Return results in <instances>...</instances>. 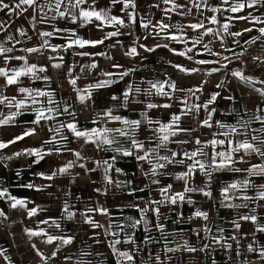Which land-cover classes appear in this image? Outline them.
Listing matches in <instances>:
<instances>
[{"label":"crops","instance_id":"crops-1","mask_svg":"<svg viewBox=\"0 0 264 264\" xmlns=\"http://www.w3.org/2000/svg\"><path fill=\"white\" fill-rule=\"evenodd\" d=\"M17 2L4 0L10 8ZM37 3L43 12L27 5L22 6L27 9L23 12L0 11L3 25L0 47L12 49L0 54V68L12 75L14 71L36 66L35 76L22 75L12 85L0 76V99L4 100L0 103V142L8 144L0 148V190L7 193L0 197L3 213L0 215V252L3 253L0 264H45L37 249L48 258L47 264H117L118 261L120 264H264L260 256L264 251V232L258 231L264 227V202H257L258 194L264 191V173L259 168L251 171L254 165L264 166V157L254 152L245 154L241 149L232 152L233 160L226 162L225 167L212 164L216 153L231 152L245 140L257 144L253 136L264 139V123L256 119L258 115L264 116V112L258 111L264 109V96L256 91L264 90V36L258 31L264 28V23L252 22L253 18L264 20V0L235 13L229 11L233 0L228 3L223 0H171L169 3L135 0L136 8L129 7L126 11H122V4H113L112 0H88L81 7L87 9L92 5L97 10H110V15L124 19L125 24H129L128 12H135L136 22L129 27L102 28L96 26L99 22L95 20L82 27L79 20L72 23L68 16L61 18L60 11L79 16L80 9H73L69 0H63L59 10L55 9V0H37ZM213 16L218 23L211 22ZM239 16L249 19H237ZM141 21L149 23V27L145 29ZM158 22L170 27L161 31ZM201 23L204 27L197 30L188 27ZM224 24L228 25L227 32ZM117 28L120 34L104 39L102 44L83 48L74 45L65 51L69 39H75L71 36L73 31L85 40L94 41ZM245 28L252 31L244 32ZM209 29L208 34L202 35ZM19 30L26 35H20ZM43 32L52 35L41 36ZM237 32L242 35H230ZM171 36L178 40L170 39ZM253 38L258 39L248 43ZM33 48L38 51H26ZM132 48L136 54H126ZM145 48L155 50L145 51ZM189 48L191 52L187 51ZM180 52L185 55H179ZM200 60L207 63H197ZM54 64L62 66L55 68ZM93 64L95 68L91 67ZM178 65L186 71H180ZM41 67L45 71H39ZM125 71L128 75L120 77L119 73ZM108 72L117 75L102 74ZM235 72L253 82L234 76ZM71 80L76 84H71ZM105 80L113 82L89 88ZM153 84H162L169 96L157 93ZM172 84L177 91L172 90ZM130 87L132 92L125 103L124 93ZM20 88L28 91L22 93ZM135 88L141 91L136 93ZM41 92L47 95H39ZM78 92L86 97L83 103ZM213 95L217 98L207 110L200 107L198 112L193 109L182 116L180 127L191 131L180 132L170 137L171 142L158 147V137L163 134L157 121L167 124L173 114H180L193 105H204ZM20 101L24 106L17 108ZM148 103L171 107L148 109ZM39 112L51 119L34 123ZM109 112L111 116L107 115ZM112 117H121V120ZM124 119L141 123L133 132L131 125L122 123ZM206 119L211 127L202 126ZM5 120L8 122L2 123ZM149 120L153 123L149 124ZM69 123L81 132L107 129L106 135L114 143L99 146L85 143L84 138L76 137L67 128ZM116 129H124L128 134L121 136ZM29 130H34V134L8 143ZM133 139L143 149H136ZM196 139L201 141L200 145L195 143ZM213 139L223 144L212 146ZM201 148L207 155L196 159L211 165L208 169L211 177L197 166L191 176L178 179L192 164L183 154ZM33 149L42 156L39 162L28 151ZM124 151L133 154L124 156ZM145 153L151 164L148 159L136 158ZM172 153H177L173 163L158 159V156L171 159ZM181 160L184 162L180 163ZM219 162L220 158L216 157V163ZM69 163L72 167L66 172L58 171ZM154 164H165V167L156 168V175H152ZM54 172L56 175L47 179ZM106 176L111 183L106 181ZM234 183L238 187L230 188ZM186 186L197 191L185 193ZM226 188L228 191L224 193ZM199 189L210 192L211 196L203 195ZM177 193L185 194L184 201L172 204L166 199ZM245 196L250 199H244ZM8 197L22 200L25 206L12 208L14 201ZM65 205L74 213L72 219L67 218ZM101 208L107 210V215L100 213ZM157 208L159 215L154 211ZM29 210H35L31 217ZM197 211L206 212L208 218L197 216ZM243 216H255L256 223L241 219ZM86 217L101 227H93L86 222ZM136 221L139 223L133 227ZM26 229L74 239L69 245H62L59 239L49 244L44 242L46 236H29ZM116 240L120 243L115 244L114 253L111 245ZM186 243L197 250L187 251ZM249 245L253 251H249ZM120 252H128L133 259L126 260Z\"/></svg>","mask_w":264,"mask_h":264},{"label":"snow or ice","instance_id":"snow-or-ice-1","mask_svg":"<svg viewBox=\"0 0 264 264\" xmlns=\"http://www.w3.org/2000/svg\"><path fill=\"white\" fill-rule=\"evenodd\" d=\"M87 2H88V0H74V3H73V0H69V4H70V6L73 9H75V8H79L80 9L79 16H77L74 12H65V11H60L59 12V16L61 18H64L65 16H68L72 23H76L77 20H79L81 22V26L82 27L86 26L87 24L93 23L94 20L99 22L96 25L98 28H102L103 26H113V27H115L116 25H119L120 27H129L131 24H135V22H136V15H135L134 11L128 12L129 24H125L124 19H122L120 17H117V16L110 15V10H107V9L97 10L92 5H90L89 8H87V9L81 7L82 5L86 4ZM112 2H113V4H116V3L122 4L123 5L122 11H126L129 7H131L133 10L136 8L135 0H112ZM164 2L165 3H169V2H171V0H164ZM223 2L224 3H228L229 0H223ZM260 2H261V0H244V2H238V0H233L232 6L229 9V11L234 12V13L235 12H240V11H242L245 8V6H247L248 8H253L257 4H259ZM62 3H63V0H55V9L59 10V8H60ZM23 5H27L28 7L34 8V11L38 9L39 11L43 12V7H41L37 3V0H18V2L12 8H10V6L7 3H4V0H0V11H2L4 9H9V13H11V12H14L17 9H19L21 12H23V11L27 10V9L22 7ZM173 6L174 7H179V5H175V4ZM212 11H217V9H212ZM53 18H55V17H53ZM236 18L237 19H241V20H248L249 19V17H247V16H239V17H236ZM211 22L212 23H218V21L216 20L215 16L211 17ZM252 22L264 23V20H256L255 18H253ZM141 23H142V26L145 29H147L149 27V23H146V22H143V21H141ZM158 26H159V29L161 31H164L165 29H168L170 27L169 25H166L163 22H158ZM2 27H3V25L0 24V28H2ZM188 27H190L193 30H197V29L203 28L204 25L202 23L201 24H191ZM223 29H224L225 32H227L228 31V25L224 24L223 25ZM19 31H20V35H22V36L26 35V33L23 30H19ZM210 31H211V29L207 30L202 35H206ZM243 31L244 32H250V31H252V29L251 28H245ZM258 31L260 32L261 36H264V28H260V29H258ZM119 34H120V32H119V29L117 28L116 31H112V32L106 33V35H105V37L103 39L94 40L93 41V40H85V39L77 36L76 33L73 31L71 33V36L75 37V39H71V38L69 39L67 47L65 48V51H67L68 49L72 48L74 45H78L80 48L85 47V45L96 46L97 44L104 43V39H109V38L115 37V36H117ZM40 35L41 36H51L52 33L43 32V33H40ZM157 35H159V33H157ZM230 35L239 36V35H242V33L241 32L230 33ZM169 38L172 39V40H178V37H176V36H171ZM9 39H11V38H9ZM255 39H258V38H253V40L252 41H248V43H254ZM45 46H47V42H45ZM159 46L167 47V45H158V47ZM205 47L207 48V45H205ZM52 50L56 51V48H53ZM154 50L155 49H153V48H145V51H154ZM170 50L175 51L174 49H170ZM11 51H12L11 48L0 47V54L5 53V52H11ZM26 51L35 52V51H38V49H35V48L26 49ZM187 51L191 52L192 49L189 48ZM80 54L84 55L85 53H80ZM126 54H136V49L132 48L131 52L130 53H126ZM178 54L179 55H185L184 52H180ZM15 59H22V58L21 57H15ZM59 59L62 61L63 57H60ZM25 63H27V62L25 61ZM197 63L205 64V63H207V61L200 60V61H197ZM61 66H62L61 64H54L53 65V67H55V68H60ZM91 67L95 68L96 65L93 64V65H91ZM113 67L114 68H118V67H121V66L120 65H113ZM177 67L180 69V71H186L184 68L180 67L179 65ZM35 68H36L35 65L29 66V67H26V68H22L19 71H14L12 75H9L8 72H6L4 69L0 68V76L6 77L7 78V81H6L7 84L8 85H12V84H15L17 82V79L20 76H22V75L32 74L33 76H35V71H34ZM39 71L43 72V71H45V69L41 67L39 69ZM193 71H195V70H193ZM102 74L105 75V76L117 75L116 73H112V72L102 73ZM127 75H128L127 71L119 73L120 77L127 76ZM233 75L237 76V77H239L241 79L247 80L249 83L253 82L251 80V78L244 77L239 72H235V73H233ZM44 79H48V78L45 77ZM112 82L113 81H109V80L100 81L96 85L89 86V88H91V87H96V88L103 87V86H106V85H108V84H110ZM70 83L75 85L76 81L75 80H71ZM219 86L220 85H217V87H219ZM170 87L172 88L173 91H177L178 90L176 88L175 84L170 85ZM152 88H155L157 93H159V94H162L164 96H169V93L164 92V90H163L164 86L162 84H159V85L158 84H153ZM196 90L199 91V89H196ZM26 91H28V90L25 89V88H20V92L23 93V92H26ZM83 91L84 92H88V89H84ZM134 91L136 93H139L141 90L139 88H135ZM189 91H192V90L190 89ZM256 91L259 92L260 95L264 96V90L256 89ZM131 92H132L131 87H130L129 91H125V93H124L125 103H127L128 97H129ZM39 95H47V93L41 92V93H39ZM78 98H79V100L82 103L86 99L85 95L79 94V92H78ZM216 98H217L216 95H213L210 98V100L207 103H205L204 105H193L192 107L188 108L186 111L185 110H181L180 114H173L172 117H171V120L167 124H160V122L157 121L156 123L159 124V132L163 134V135L158 137V139L160 141V144L158 145V147H163V146L166 145V143L171 142L170 141V137H175L180 132H189V131H191L190 129H185V128H181L180 127V121L182 119V116L183 115H187L193 109H195L198 112L200 107H203L205 110H207L208 109V105L213 103L216 100ZM114 99H115V97H114ZM3 102H4V100L0 99V103H3ZM184 103L186 104L187 102L184 101ZM23 106H24V102L23 101H20V102H18L16 104L17 108H22ZM146 107L148 109H153V108H157V107L169 108V107H171V105H169V104L157 105V104H154V103H148ZM67 110L68 109L65 108V111H67ZM49 111H51V110H49ZM258 111L264 112V109H258ZM107 115L111 116V112H109ZM112 118L115 119V120H121V117H112ZM210 118H211V113L209 114V119ZM41 119H51V117H45L43 112H39L37 114V119L34 121V123L39 124ZM209 119L204 120L202 122V126L211 127L212 125L209 123ZM256 119L261 121V123H264V116L258 115L256 117ZM7 122L8 121L5 120L2 123L6 124ZM122 123L125 124V125H131L132 128L130 130L134 132L136 127H138L140 125L141 121H139V120L129 121V120L124 119V120H122ZM148 123L152 124L153 121L149 120ZM220 126L224 127L223 125H220ZM67 128L69 130H71L76 137L84 138V142L85 143H94V144H98V146H99V144L111 145L112 143H114V141L106 135V133L109 131L107 129H105V130L92 129L91 131L81 132V131H77L76 125L73 124V123H69L67 125ZM115 131L119 132V134L121 136H126L128 134V132L126 130H124V129H116ZM232 131H235V129H232ZM32 134H34V130H29V131L25 132L23 135L15 137L14 140L9 141L8 143H15L17 140H22L25 136L32 135ZM93 137H95V139H93ZM252 139L254 141H257L258 143L257 144H253V143L248 142L247 140H245L243 142H240L234 148H232L231 152H227V153L219 152V153H216L212 157V164H216V167H218V168L225 167L226 166V162L231 163L232 160H233L232 152H238L241 149H243L245 151V154H249L250 152H254V153H257L258 155L264 157V139H261L258 136H253ZM177 142L178 143H187V141H177ZM132 143H133V146L136 149H138V150L139 149H143V145L140 144L139 142H137L135 139H133ZM195 143L197 145H200L201 141L199 139H196ZM218 143L219 144H223V141H217L215 139L210 141V144L212 146H216ZM229 143H231V142H229ZM7 146H8V144L0 142V148H5ZM28 151L30 153H32V154H35L38 157L36 162H39V159L42 158V156L40 155V152L38 150L33 149V150H28ZM153 152H155V149H153ZM132 154L133 153L129 152V151H124L123 152L124 156H130ZM16 155L17 156L21 155V153H16ZM76 155H77V157H79V153H76ZM183 155L187 159L192 160V164L188 165V171L186 173H184L182 176L177 177L178 179H184L185 177L191 176L194 173V171L197 169V166H198L199 170L203 174H205L209 178L211 177V171L208 170L211 167V165H206L202 160L196 159L197 156L203 157V156L207 155L203 151L202 148L201 149H197L196 151H192L191 153L185 152ZM176 156H177V153H172V158L171 159L169 157H167V156H158V159L167 161V163H173V162H175ZM216 157L220 158V162L218 164L216 163ZM136 158L138 160H146V159H148L149 163L150 164L152 163V161L149 159V155L147 153H145V155H139ZM179 162L183 163L184 161L181 160ZM80 166L84 167L83 165H80ZM71 167H72V164L69 163L66 167L58 169V171L60 173H63V172H66L68 170V168H71ZM163 167H165V164H154L152 166V168H151L152 175H156V168H163ZM256 168H259L260 172L264 173V166L254 165L253 169L251 171H254ZM236 170L239 171V169H236ZM117 171H119V169H117ZM55 175H56V173L54 172L51 176H48L47 179H52ZM105 179H106V181L108 183L112 182L111 179L109 177H107V176L105 177ZM244 185L245 186L247 185V181L244 182ZM28 187H32V186L29 185ZM229 187L235 189V188L238 187V185L234 183V184L230 185ZM262 187H264V186H262ZM97 191H99V190H97ZM165 191H167V189ZM194 191H197V189L189 188L187 186L185 187V193L194 192ZM199 191H201L203 193V195H205V196H208V197L211 196V193L208 192V191H204L203 189H199ZM223 191H224V193H227L228 189L226 188ZM6 195H7L6 191L0 190V197H5ZM8 198L11 199L12 201H14L11 204L12 208H16L17 205H19L21 207L25 206L24 202L22 200H18L15 197H8ZM243 198L244 199H250L249 197H246V196L243 197ZM258 198L261 199V200H264V191H261L258 194ZM166 199L170 200V202L172 204H176L177 200L184 201L185 194L184 193H177L175 196L166 197ZM188 202L191 203V200H189ZM158 203H163V202L161 201V202H158ZM229 206H232V205H229ZM240 206L246 207L247 205H236V207H240ZM98 210L100 211L101 214L107 215V210L106 209L101 208V209H98ZM141 211L143 212V211H146V210L141 209ZM154 211H155V213L157 215H159V209L158 208L154 209ZM64 212L67 213V218L68 219H72L73 218L74 213L69 212L67 205H65V207H64ZM34 214H35V210H29V212H28L29 217H31ZM0 215H3V213L0 212ZM196 215L199 216V217H203L204 219L208 218V214L206 212L197 211ZM85 219H86V222L91 224L93 227H101V225H99L98 223H95L92 219H90L88 217H86ZM241 219H243V220H251L253 223H256V219L257 218L255 216H243V217H241ZM44 223H48V221H44ZM138 223H139V221H136V222L133 223L132 226L135 227L136 224H138ZM56 226L59 227L58 224ZM157 227H160L161 230H162V226L158 225ZM236 227L239 228L240 225L236 224ZM258 231L264 232V227L258 228ZM26 233L29 236H46V240L44 242L45 243H49V244H51V243H53V241L59 239L62 245H69V244H71L73 242V239H74L73 237H70V236L69 237H53L51 235H48L43 230L33 231V230H30V229H26ZM234 239H235V237H234ZM126 242H128V241H126ZM119 243H120V241L116 240L111 245V247H113L114 253L116 252L115 244H119ZM217 243H219V241H217ZM33 247H35V246L33 245ZM228 247L230 248L231 245H228ZM185 248L189 252H195L197 250V249H195L193 247L187 246V243L185 244ZM177 250L178 249H167V251H169V252L177 251ZM253 250L254 249L251 247V245H249V251H253ZM0 255H3V253L0 252ZM37 255L40 256L41 259L45 261V264H47V259L48 258L44 257L43 254L38 249H37ZM55 255H56V252H53L52 256L55 257ZM119 255L124 257L128 261H131L133 259V257L128 252H120ZM260 256H261V258H264V251H261ZM117 264H120V261H118Z\"/></svg>","mask_w":264,"mask_h":264},{"label":"built area","instance_id":"built-area-1","mask_svg":"<svg viewBox=\"0 0 264 264\" xmlns=\"http://www.w3.org/2000/svg\"><path fill=\"white\" fill-rule=\"evenodd\" d=\"M257 202H258L259 204H263L264 200H261V199L257 198Z\"/></svg>","mask_w":264,"mask_h":264}]
</instances>
